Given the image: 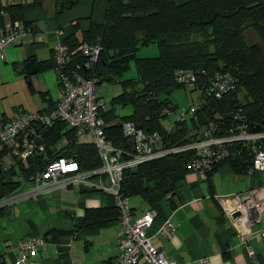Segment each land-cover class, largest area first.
I'll return each instance as SVG.
<instances>
[{"label": "trees", "instance_id": "obj_1", "mask_svg": "<svg viewBox=\"0 0 264 264\" xmlns=\"http://www.w3.org/2000/svg\"><path fill=\"white\" fill-rule=\"evenodd\" d=\"M31 1L39 4L42 0ZM72 3L73 0H69L59 4L55 12ZM5 16L9 22L28 26L21 21V0H0V27L3 29ZM95 41L100 45L93 70L98 78L96 84L116 81L121 85L120 92L110 98L109 107L100 111L104 134L124 154L130 149L121 133L123 121L133 122L146 133L157 132L164 145H175L200 137L206 124L214 126L216 135L226 134V126L232 123L235 113L248 127L264 119V0H107L100 24L91 23L80 41L70 36L64 38L69 48ZM150 43L156 46L154 56L135 55L137 49ZM130 60L136 76L119 79ZM46 66L38 64V69ZM181 68L191 69L201 84L213 71L227 70L234 76L236 87L219 98H204L203 105L189 118V123L174 119L172 128L166 132L161 119L175 108L170 92L183 87L174 82L172 72ZM117 103L129 105L130 111L119 117L117 123L107 124L116 117L113 108ZM60 139H64L65 144L57 155L71 154L79 171H92L100 166L93 142H77L74 129L63 121L55 120L44 132L45 152ZM225 147L227 156L219 163L226 161L235 172L247 171L251 164L250 151L239 142L228 143ZM42 154L28 155L26 167L16 161L2 172L0 199L44 167L47 160ZM189 159V152H181L125 168L119 192L127 198L140 196L159 201L190 171ZM14 176L18 181L12 179ZM116 216L114 205L95 210L88 218L89 225H101Z\"/></svg>", "mask_w": 264, "mask_h": 264}, {"label": "crops", "instance_id": "obj_2", "mask_svg": "<svg viewBox=\"0 0 264 264\" xmlns=\"http://www.w3.org/2000/svg\"><path fill=\"white\" fill-rule=\"evenodd\" d=\"M43 1L21 5V21L31 32L21 42L8 46L4 58H0V114L4 119L18 109H52L57 92L51 69L54 32L62 30L63 41L66 36L80 41L91 23L103 21L107 5V0H73L56 13V6L69 0ZM7 20L5 16L3 23ZM70 24L73 31H69ZM2 33L0 27V36ZM29 59L37 69L31 75L23 67ZM42 63L47 66L39 70ZM115 116L107 124L117 123L125 115ZM166 128H172V123ZM80 136H76L79 143L93 142L89 135ZM63 140L49 145L42 152L43 158L48 161L58 156ZM12 179L18 181L17 176ZM262 184L264 172L250 167L235 172L225 161L205 178L194 171L186 172L175 182L174 190L159 201L131 196L128 205L133 216L146 211L153 215L147 230L149 241L177 264H201L202 260L205 264H264V237L260 234L264 231V209L252 221L241 215L240 225H233L225 213L240 208L239 201ZM3 198H8V204L0 207V264H15L17 243L27 237L42 240L35 254L28 257L34 264H109L119 253L117 216L101 225H89L88 218L95 210L113 206L112 198L98 189L72 184L33 187L22 181ZM246 206L251 212L253 205ZM164 218L174 226L171 234L160 231ZM247 247L252 255L247 254ZM136 264L146 263L139 260Z\"/></svg>", "mask_w": 264, "mask_h": 264}, {"label": "built area", "instance_id": "obj_3", "mask_svg": "<svg viewBox=\"0 0 264 264\" xmlns=\"http://www.w3.org/2000/svg\"><path fill=\"white\" fill-rule=\"evenodd\" d=\"M30 32V27L23 23L7 21L0 36V58H4L8 46L21 42ZM62 33V30H57L53 34L51 69L57 92L52 109L49 112L40 109L34 112L18 109L9 119H4L0 114V176L16 161L26 167L28 155L44 151V132L55 120L63 121L74 129L75 136L92 137L100 166L92 171H79L71 154H59L48 160L43 168L35 171L24 182L33 187L49 184L81 185L109 195L120 225L119 253L109 264H136L139 260L146 264H177L172 258L165 257L149 241L147 230L152 224L153 215L149 211L138 216L132 215L128 198L119 192L123 169L168 154L189 152L190 171L205 178L207 173L227 156L225 145L239 142L251 153L250 168L264 172V130L252 132L247 123L235 113L232 123L226 126L227 132L224 135H216L214 126L206 124L200 137L175 145H164L161 135L157 132L146 133L133 122L123 121L120 125L121 133L126 137L130 149L128 154H124L120 147L114 146L106 139L103 130L104 123L100 111L104 110V106L98 101V78L93 73L100 45L97 41L82 42L74 48H69L62 39ZM172 77L175 83L196 91L195 99L187 108L190 117L201 108L204 98H219L224 92L233 91L236 87L234 76L223 69L213 71L202 84L188 68L175 69ZM170 112L167 111L166 114ZM174 119L185 121L183 114L174 115ZM168 131L169 128L166 132ZM63 142L65 143V140ZM244 198L253 205L256 219L264 209V184L249 191ZM5 204H8V198H1L0 207ZM233 211L234 209L230 208L225 213L233 225H240V217L230 216ZM174 230L169 219L164 218L160 231L171 234ZM260 234L264 237V231ZM41 244L42 240L39 238L20 239L16 246L17 256L14 263L34 264L28 257L33 256L37 246ZM246 252L252 255L249 247ZM201 264H205V261L202 260Z\"/></svg>", "mask_w": 264, "mask_h": 264}, {"label": "rangeland", "instance_id": "obj_4", "mask_svg": "<svg viewBox=\"0 0 264 264\" xmlns=\"http://www.w3.org/2000/svg\"><path fill=\"white\" fill-rule=\"evenodd\" d=\"M10 2L11 0H7ZM32 2L31 0H21V5H24L26 2ZM43 1V0H42ZM46 1H52V0H44ZM43 1V2H44ZM70 10V9H69ZM66 10V11H69ZM64 11V12H66ZM62 12V13H64ZM74 27L72 24L69 25V31H73ZM81 29L80 27L77 29L79 31ZM55 30V29H54ZM53 30V31H54ZM52 31V32H53ZM153 53V54H152ZM157 53L156 46L154 43H150L145 47H141L137 49L135 52V55L137 57H140V55H154ZM136 76V71L134 67V63L132 60L129 61L128 63V68L120 75L119 79H125V78H131ZM121 90V85L118 82H106L103 81L100 84L97 85V97L98 101L100 104L104 106V109H107L109 107V100L110 97L113 95H117ZM170 97L173 101V104L175 106L174 110L164 116L161 119V124L164 128L168 127L172 121L174 120V115L176 114H183L186 123H189V113L187 111L188 104H190L196 97V91L194 89L189 90V88L186 87H176L171 90L170 92ZM115 113L118 115H126L130 111L129 105L127 106H122L120 104H116L115 107L113 108ZM84 137V136H80Z\"/></svg>", "mask_w": 264, "mask_h": 264}, {"label": "water", "instance_id": "obj_5", "mask_svg": "<svg viewBox=\"0 0 264 264\" xmlns=\"http://www.w3.org/2000/svg\"><path fill=\"white\" fill-rule=\"evenodd\" d=\"M23 67H24L25 73L28 75H31L37 72L36 66L34 65L32 59L25 61L23 63ZM249 128L252 132L259 131L262 128L264 129V119L260 120L259 122L250 123ZM239 204H240V208H236V210H234L230 216L232 218H238V217L241 218V215L243 216L245 215L246 219H248L249 221L254 220L255 214H254L253 208L250 209L251 212H249L246 206L249 204L248 199L242 198L239 201Z\"/></svg>", "mask_w": 264, "mask_h": 264}]
</instances>
